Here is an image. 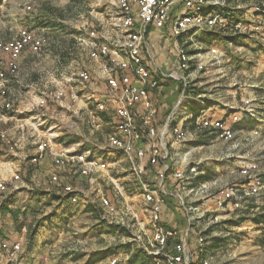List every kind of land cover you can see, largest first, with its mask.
<instances>
[{"label":"rangeland","instance_id":"1","mask_svg":"<svg viewBox=\"0 0 264 264\" xmlns=\"http://www.w3.org/2000/svg\"><path fill=\"white\" fill-rule=\"evenodd\" d=\"M12 2H17L23 9L21 10L22 16L27 20H31L35 14H43L55 22V25H50L52 30L45 31L35 26L37 23L35 21L32 22V27L21 26L16 31L15 29L9 30L5 26L0 28V36L7 33L6 37H10L6 39L1 36L5 40L16 38L22 28H28L38 36L49 38L44 49L37 52L40 53L38 62L41 63L42 60L44 66L38 64L41 66L34 73L39 76V84L42 87L44 84L54 86L52 91L58 88L65 90L69 82L77 78L80 80L78 75L80 71H77L75 64L67 72L62 71L61 64H64L67 59L69 61L75 58L77 54L80 58L87 48H92L90 40H88L89 45L82 40H77L75 37L77 31L85 36L89 33L90 39V32L93 30L100 35L99 31H104L102 30L104 27L107 29L111 26L116 29L119 27L117 24V16L120 14L119 0H12ZM134 3H132V12ZM207 4H216L221 9L226 7L231 11V13L230 11L223 13L217 8L215 16L217 15L221 21L216 25L220 28L225 26L222 30L226 36L237 34L240 39L232 44L228 43L227 46L224 41L217 39L222 46V52L220 53L219 47L209 51L206 48L209 43H205L207 38L203 34L205 28H202L203 26L192 27L198 29L197 39H194L199 47L186 48L188 44H184L180 50L178 45L176 52L167 51L165 57L167 71L175 73L178 78L163 81L161 85L170 83L171 80L176 82L174 87L176 96L173 103L169 104L172 106L178 99L180 101L174 109L168 110L169 116L163 126H169L174 110L179 111L185 105L187 106L186 96L193 94L192 90L196 92L195 97L204 91L220 93L226 109L234 108L241 112L222 119L226 122L249 121L247 123L253 125L250 127L251 131L249 128L247 130L251 134H243L244 132L237 129L232 139L219 137L218 144L214 142L206 144L203 148L196 147L190 154V160L196 162L192 165L200 163V167L205 165L208 167L205 168V172L217 166L218 172L204 181L211 185V192L217 194L220 188L248 182L247 176L241 171L246 161L247 163L254 161L256 167L252 174L264 180V132L259 131L264 127V0H208ZM236 18L241 20L236 21ZM172 19L176 18L172 17ZM215 27L212 26L216 29ZM230 29H233V33H230ZM160 48H162L161 45ZM152 52L151 49L149 53L152 61L157 64ZM181 53L189 56L187 67L181 65ZM223 53L227 55L226 58L223 57ZM190 58H196V66H191ZM174 61H178L179 67L173 65ZM66 76H69L68 81H66ZM52 91H47L48 93L45 94ZM64 99L65 95L62 100ZM3 104L4 107H0L2 110L0 115L9 116L8 112H15L13 105L9 108L5 106V102ZM153 104L156 110L154 116L156 125L154 126H157L159 111L154 100ZM40 108H42L40 113L43 114L44 107ZM100 109L105 108L100 107ZM198 109L203 111L204 107H195V111L192 110L194 114L197 112L200 118L203 113ZM112 110H108L110 114L106 115L107 119L112 117L111 122L103 124L99 140L108 152H115L118 158L104 156L107 166L92 177L77 173L79 177L75 178L77 180L72 185V193L78 196L77 202L62 199L58 203L46 195H37L38 189H45L52 183L49 177H45L47 185L44 184L39 174L31 175V169L27 172L26 179L21 176L20 180H16L13 175L12 180L17 186L25 181V186H29V189L24 188L16 194L14 197L16 199L11 201L12 207L22 211L20 220L15 221L11 216L3 218L0 215V230L5 229L6 231L5 235L0 234V242H18L22 250L19 254L12 256L0 247V264H114L112 260L115 258L118 261L116 264H130L128 258L132 251L140 246L152 248L149 244V234L151 235L149 213L145 211L143 200L137 201L136 195L140 193L138 180L129 170L125 160L121 159L125 157L123 152L119 153L121 149H114L107 143L108 135L119 129V118L116 117L115 109ZM185 114L186 112L183 116ZM135 117L136 115L132 122L133 128H136ZM198 118H195L194 124H198ZM31 124L27 121L24 130ZM44 125L45 123H43V129H45ZM159 125L162 124L159 123ZM29 131H33L32 127H29ZM198 134L202 136L206 133L203 129H199ZM13 143L15 148L17 143ZM2 161L3 159L0 158V176L6 167ZM187 171H189L188 167L185 172ZM2 182L5 183V180ZM201 184L195 185L194 183V186ZM6 190L9 193V188ZM263 190L261 189L262 193L256 195V201L259 204L261 203L259 196L263 194ZM61 193L67 197L65 189ZM104 197L111 201L115 211L110 212L104 207ZM213 203L209 202L210 210L205 212L199 222L192 225V240L189 248L193 253L192 260L196 261V264H202L206 259H209L210 264H264L263 229L252 220L253 213L259 208L255 207L251 213H246L245 210L224 213L219 221L209 222L208 216L216 211L211 208ZM168 208L179 213L178 219L182 217V220H185L178 207L172 204L168 205ZM63 210L67 213H62ZM240 217L246 218L236 223ZM183 222L181 229L184 231L187 226ZM199 232H202L205 238L202 254H199L200 250L196 242ZM215 238L219 241H215Z\"/></svg>","mask_w":264,"mask_h":264},{"label":"crops","instance_id":"2","mask_svg":"<svg viewBox=\"0 0 264 264\" xmlns=\"http://www.w3.org/2000/svg\"><path fill=\"white\" fill-rule=\"evenodd\" d=\"M1 1V0H0ZM5 2V3H4ZM208 5V4H207ZM135 6V8H134ZM212 6V7H209ZM218 5H208L204 13L206 15L216 17V9ZM209 9V10H208ZM21 9L17 2H12V0H3V2H0V28L2 26H5L7 29H15L21 27V26H33V21L37 22L35 26H39V29L45 31V30H52V27L50 25H55L53 20L50 19L47 15H38L35 14V16L31 17V20H27L22 16ZM138 6L137 3L133 4V11L137 12ZM105 12V11H104ZM138 13V12H137ZM172 17L176 19H172V27H166V28H157L155 26H150V31L147 34V45L149 48V52L152 53L153 56L156 57L157 65L165 72L167 73V59L166 53L169 52H176L178 45L179 50L183 48L182 46L184 44L186 45V48H192V47H199V44L195 39L198 36V29L197 28H189L185 30L182 34L183 35H175L174 32V23L176 20H178L180 17L183 16V14L186 13V9L184 10V7H179L178 5L173 7L172 9ZM209 13V14H208ZM107 14V12H106ZM49 17V18H48ZM136 24H139V15L135 14ZM13 20V22H12ZM221 25V24H220ZM111 26V25H110ZM203 26V25H202ZM249 26V25H248ZM215 27V26H214ZM202 28L204 29L203 34L206 36L207 40L205 43H209V46L207 45V50L210 51V49L219 47L220 53L222 52V46L218 43V41H224L226 43V46L228 43L232 44V42H237L240 38L236 40H229L226 39L224 36L226 35L223 33V28H220L216 25V29L204 25ZM201 29V28H200ZM80 30V29H79ZM104 31H99L100 35L103 36L102 40H106L107 42L117 41V39L123 38V34L120 31L121 29L119 27L114 28L110 27L109 29L103 28ZM230 33H233V29H230ZM107 32V34L105 33ZM48 32H46L47 34ZM77 34L75 37L77 40H82L85 42L86 45H89L88 40L89 39V33L87 35H82L80 32H76ZM7 33H5L3 38H10L6 37ZM17 35V34H16ZM15 35V36H16ZM228 35V34H227ZM0 36V38H1ZM11 36V35H10ZM195 38V39H194ZM218 39V41H217ZM47 41L49 42V38H47ZM199 42V41H198ZM201 42V41H200ZM160 44L162 48H160ZM82 45V43H79ZM152 47V48H151ZM91 49L87 48V51L84 55L81 54V57L79 58L78 54L75 58H72L68 61V59L65 61V63L62 64V71H69V69L75 64L77 67V71H84L87 70L91 74L90 81L83 83L80 80L75 79L73 82H69L68 85H66V93L65 99L61 102H49V104L43 108L44 111H42L43 114L40 113V107L34 109L36 104L39 102L41 96H45V93H48L47 91H52L54 86L43 85V87L39 84V76L37 73H34L38 67L40 68L41 65L38 64H44L41 60L39 63L38 58L40 56V53L33 52L30 49H27L23 52L22 55L18 58V65L19 69L18 72L15 75H12L9 79V88H8V99L12 101V105L15 108V112H8L9 116H5L4 114H1L0 118V135L3 133L9 135L13 142L17 143V146L15 149L11 150L8 148L7 144L3 141H0V158L3 159V164L6 165L4 172L0 176V182L2 180L6 182L7 188H9V193H7V190L5 191L0 190V206L8 204V206L12 207L11 201L15 200L14 198L16 194H19L22 190L29 189V186H25V181H22L20 186L16 185V182L12 180L13 175L18 173L20 174V177L27 178V172L29 169H31V175H40L41 180L44 181V184L47 185V180L45 177H49L50 180L54 174H57L59 180L63 185H70L72 186L73 183L76 182L78 174L75 170V167L72 163H69L68 161H63L62 164L55 163V157L47 151L42 158H38L36 161L33 160L34 157L37 155L38 147H37V140L41 138L43 135L50 136L53 140L51 144L52 147H54L57 151H83L87 148H92L97 154H100L102 158L107 155L109 158L117 159L116 153H112L111 151H107L103 146L100 139V136L102 135V127L103 124H109L110 118L107 119L108 110L115 109V103L113 101V98L110 93V87L108 84V80L106 79V74L104 73L102 67L104 65V62H107V57H101V58H93L90 55ZM193 50V49H192ZM183 51V50H181ZM195 51V50H193ZM145 58L148 56L146 53V48L142 51ZM47 55V54H46ZM223 57L226 54H222ZM48 57V56H47ZM79 58V59H78ZM106 58V59H105ZM10 59V55L7 53H1L0 54V70L8 68L7 61ZM229 59V57H228ZM111 62V61H110ZM152 63L150 66L153 69V74H151L153 77H156V63L150 60ZM175 62V61H174ZM176 63V64H175ZM173 65L179 67L178 61L175 62ZM197 60L196 58L191 59L190 58V64L192 67L196 66ZM181 61V65H182ZM153 65V66H152ZM180 65V66H181ZM44 66V65H43ZM183 67V66H181ZM167 71V72H166ZM56 78V76L54 77ZM66 81H68L69 76L65 77ZM50 81V78H47ZM170 83L160 85L158 89L155 91H151L150 95H152V99L158 106V115H157V126L161 130L162 126L167 122L168 118V110L174 109L176 105L179 103V99L177 102L172 104V106L169 103H173V99L176 96L175 95V84L176 82H173V80L169 81ZM58 85V84H57ZM64 90V91H65ZM258 90V89H256ZM193 94L186 96V102L187 106L185 105L183 109H179V111L174 110V115H172V118L169 121V125H183L185 129L188 130V135L186 136V139L184 140H178L174 134H169L167 137L168 144L170 145V162H171V169L172 171L176 169H181L183 171L186 170L188 167L187 173L189 172L190 176H192V185H194L196 178L200 175H203V173H209V175L213 176L216 174L217 166L215 168H209L207 169V172H205V165L200 167V164H194L196 162H192L190 160V154L192 151L198 147L203 148L206 144L218 142L219 138L216 135H212V133L209 132L207 129H203L206 134H203L200 136L198 134L199 129L196 128L194 117L196 115V119L198 118V113H193L192 110L195 111V107H204L203 111L198 109L200 112L203 113V116L207 118H211L213 120H217L218 118H225L229 117L235 113L239 114L241 113L239 110L234 108L226 109L224 106V102H222L220 98V93H214L209 91H204L198 97H195V91L192 90ZM189 94V93H188ZM238 94V93H237ZM243 94V92H241ZM194 95V96H193ZM219 95V96H218ZM181 99V98H180ZM104 101L106 103V106L100 109L101 106H99V102ZM4 99H0V107H4ZM166 105V106H165ZM191 109V111H190ZM2 111V110H0ZM186 112V114L183 116V114ZM180 113V114H179ZM143 112L135 117V126L139 127V124L142 125L143 118H142ZM164 114H166L164 116ZM194 114V116H193ZM201 116L198 118L197 122L204 118ZM117 117V116H116ZM191 117H193L191 119ZM118 118V117H117ZM31 122L32 130L29 131V127L27 126L26 130H24L26 126V122ZM262 121V120H261ZM163 122V123H162ZM249 121H242V124L238 126V130L240 132H244L243 134H251L250 131L252 130L253 125L248 124ZM43 123H45L43 129ZM159 123L162 125L160 126ZM256 123V122H255ZM263 123V122H262ZM21 124H24L23 127H21ZM264 124V123H263ZM154 125L155 122H154ZM23 128V129H22ZM248 128L250 131H247ZM113 130V129H111ZM260 132H264V127L260 128ZM112 133V132H111ZM210 133V134H208ZM210 136V137H209ZM208 137V138H206ZM147 139H145L141 144L148 147ZM218 144V143H217ZM122 152L121 150L119 153ZM109 154V155H108ZM120 159V158H119ZM122 160H125L126 165L128 166L129 170H131V164L130 161L126 159V157L121 158ZM213 160V159H212ZM203 161V160H201ZM214 161V160H213ZM254 162V161H253ZM253 162L245 163V165H251ZM199 167H197V166ZM242 166V165H241ZM244 166V165H243ZM192 167L197 168V173H191L190 169ZM161 171V164L155 163L150 167V170L147 172L146 177L154 184L159 182V173ZM171 171V172H172ZM30 174V173H29ZM77 175V176H76ZM20 180V179H19ZM52 184H49L50 186L45 187V189H38L36 194H40L43 196H48L49 199H52L53 201H57L58 203L63 199L68 200V197H65L64 194L61 193L63 190V186L59 185L60 183H56L55 181L51 180ZM207 183V182H205ZM204 184V183H202ZM209 184V183H207ZM196 185V184H195ZM77 186V185H76ZM211 186V185H210ZM88 187V185H87ZM166 188L168 190L177 191L178 185H176L173 177L168 178ZM187 193V192H186ZM138 197V202L142 201L141 194L138 193L136 195ZM3 198L6 200L3 201ZM5 202V203H4ZM52 202V201H51ZM16 203V202H15ZM169 206L173 204L177 208V203L175 200L172 199V203H166ZM165 204V205H166ZM262 204V202L260 203ZM164 205V206H165ZM168 205L164 207L163 212V220L166 223V225L170 228L177 227L179 229L183 228L181 225L182 221L186 224V217L184 215V211L181 210V208L178 207L179 210L182 212V216L185 218V220L178 219V212H175L174 210H171L168 208ZM213 208L215 205H211ZM258 208V207H256ZM20 210V209H19ZM62 213H67V211L63 210ZM20 216L22 215V211L19 212ZM0 215L5 218L7 216L13 217V215L10 212H6L3 214L0 210ZM19 216V220H20ZM15 220V218H14ZM17 221V220H15ZM183 222V223H184ZM6 231L5 229L0 230V234L5 235ZM4 237V236H3ZM3 242H0V247H2Z\"/></svg>","mask_w":264,"mask_h":264},{"label":"built area","instance_id":"3","mask_svg":"<svg viewBox=\"0 0 264 264\" xmlns=\"http://www.w3.org/2000/svg\"><path fill=\"white\" fill-rule=\"evenodd\" d=\"M162 1L166 0H140V3L137 4L138 13L133 11L134 14L139 15L138 26L143 29L145 45L150 26L157 28L172 27L173 7L177 5L183 6L185 10L189 9L191 2H196V0H174V3H171V7L167 8L168 12L161 13L160 6H162ZM100 39L102 37L95 36L94 47L95 49L101 48V57H104L110 52L107 43L111 42L104 40L105 47L98 48L97 40ZM145 54L152 60L147 45ZM117 57H120V55L117 54ZM125 62L126 65H118L119 70H121V83L118 84H112L111 76L107 73V68H105L106 79L115 103V112L119 118V129L108 135L107 143L114 149L122 150L126 159L130 161L134 177L138 180L145 211L149 213V227H151L149 244L152 248L143 246L150 256L151 262L149 264H191L193 253L189 248L192 240V225L199 222L204 217L205 212L210 210L209 202H214L215 206L213 209L216 210L208 216L209 222L219 221L224 213H232L235 210H247L249 209L251 197L258 195L261 192L260 190L264 189V180L258 175L252 174L256 167L253 162L251 165L242 166L241 169L242 173L247 176L248 182L220 188L217 194H213L211 186L205 182L197 187L192 185V176H190L189 172L186 173L181 169L172 171L170 145L167 137L169 134H174L178 140H184L188 135V130L183 125L162 126L160 130L158 126L146 127V123L139 124V127L131 128V121H134L135 114L143 112L145 98L147 97L143 95V85L147 84V78L145 77L146 81H138L137 74L138 70L141 69H138L136 65L131 64L127 60ZM113 65L117 66V63L115 62ZM123 68H130V76H123ZM156 75L159 78V86L163 81L178 78L175 73H165L157 64ZM86 77H90V72L86 74ZM159 86H153V90ZM126 100H136L139 103V111H129L126 108ZM50 101L51 98H48L47 105ZM99 106L104 107L106 103L104 101L99 102ZM236 123L237 121L195 125L198 129L209 130L210 133H214L218 138L232 139L238 129ZM145 139H147L148 147L141 144ZM0 141H4L11 150L15 149V144L9 135L0 136ZM52 142V138L46 134L39 138L37 140L38 152L33 160L36 161L38 158L44 157L45 153L49 151L55 157V163L62 164L66 160L74 165L77 173L86 177H92L96 172L104 170L107 166L105 158H102L92 148L72 152L67 150L57 151L52 147ZM155 163L161 164V171L159 173V182L153 184L146 177V174ZM190 172L196 174L197 168L192 167ZM170 175L176 185H178L177 191H170L166 188ZM14 179H20V175L18 173L14 174ZM51 180L63 186V190L65 189L69 200L78 201V196L72 193V186L63 185L57 174H54ZM6 188V182H0V190L5 191ZM172 199L184 211L187 226L184 231L177 227L170 228L163 221L162 208L167 201ZM103 205L108 211H115L114 205L106 197L103 198ZM177 238L179 240H176ZM196 242L200 250L199 254H202L205 244L202 232L198 233ZM1 246L12 256L19 254L22 250L18 242L11 243L6 241ZM112 261L114 264L118 262L116 258ZM202 264H210L209 259H206Z\"/></svg>","mask_w":264,"mask_h":264},{"label":"bare ground","instance_id":"4","mask_svg":"<svg viewBox=\"0 0 264 264\" xmlns=\"http://www.w3.org/2000/svg\"><path fill=\"white\" fill-rule=\"evenodd\" d=\"M140 3V0H119L120 14H118V26L121 29L123 34L122 39H117L111 43H107L108 52L104 57H107V62H104L102 67L104 73L105 68H107V73L111 76L112 84L121 83V70H119L118 65H126L125 60L130 62L133 65L138 67L137 79L138 81H146L147 84L143 85V95L147 96L144 102V108L142 114L143 122L146 123V127L154 126V116L156 110L154 108L152 95H150L153 86H159V78L153 77V69L150 66V57L145 58L142 51L146 48L144 38H143V29L141 26H138L135 19V14L132 12V3ZM208 0H196V2H191L189 4V9H186V13L183 14L178 20L174 23V32L175 35L179 36L182 33L192 27H199L208 25L210 27L216 26L221 19L217 16L212 17L204 13V6L207 4ZM171 3H174V0L162 1V6H160V12L166 13L167 8L171 7ZM30 8V7H29ZM188 21V22H187ZM95 36H99L95 30L90 32V45L92 50L90 52L91 57L101 58V48L104 46V40H97V46L100 49H95ZM47 38L38 36L35 32H32L28 28H22L19 30V34L16 38L11 40L0 39V53H7L10 55V59L7 61V69L0 70V99H4L5 106L12 107V101L8 99V88H9V77L15 75L18 72V58L23 54L27 49H31L33 52L42 51L46 44ZM94 49V50H93ZM117 54L120 57H117ZM125 57V58H124ZM111 61V62H110ZM181 61L183 66H188L189 56L185 53H181ZM117 63V66H114V63ZM153 66V65H152ZM89 71L84 70L78 73L80 80L85 83L90 81V77H86ZM123 76H130V68H123ZM146 77V78H145ZM78 79V78H77ZM64 89L58 88L52 91L45 96H41L39 102L36 104L34 109L38 107H46L48 103V98H51V102H59L63 99ZM156 106V105H155ZM126 108L131 112L139 111V103L135 100H126ZM250 112V111H249ZM136 116L139 114H135ZM147 116V119H146ZM204 117V116H203ZM131 121V128H133ZM226 122L222 118L213 120L207 118L206 116L199 120L198 124L202 123H219ZM24 124H21L23 127ZM6 135L5 133L2 134Z\"/></svg>","mask_w":264,"mask_h":264},{"label":"trees","instance_id":"5","mask_svg":"<svg viewBox=\"0 0 264 264\" xmlns=\"http://www.w3.org/2000/svg\"><path fill=\"white\" fill-rule=\"evenodd\" d=\"M217 8H219V10L221 12H229L230 10L227 9L226 7L225 8H220L219 6H217ZM231 13V11H230ZM237 20H241L240 18H236V21ZM226 36V35H225ZM224 36V37H225ZM227 38L226 39H229L231 41L233 40H236L239 38V35L237 34H233V35H228L226 36ZM195 118H196V115L194 117V121H195ZM246 122V121H245ZM194 124V123H193ZM242 124V121H237L236 125H240ZM241 126V125H240ZM215 134H213L214 136ZM208 138V137H206ZM211 176L209 175V173H203V175H200L199 177L196 178V181H195V184H201L202 182L206 181L207 179H209ZM264 191V190H263ZM262 193V192H261ZM261 198V202L262 204H259L257 203L256 201V198L257 196H254V197H251L250 199V204H249V209L245 210L246 213H251L255 207H258L259 209L256 210L254 213H253V216H252V220L253 222H255L256 224H258L259 226H261V228L263 229V233H264V192L263 194H261L259 196ZM6 199L3 198V201H5ZM172 200H169L167 201L168 203L170 202L171 203ZM166 202V203H167ZM5 203V202H4ZM165 203V204H166ZM164 204V205H165ZM168 204H166L165 206H167ZM162 208L163 212H164V207ZM178 207V205H177ZM180 208V207H179ZM0 210L3 214H5L6 212H10L12 215H13V218H15V220H19V212L20 210L19 209H16L14 207H10L8 206V204H5V205H1L0 206ZM163 212H162V217H163ZM244 218L246 217H240V219H238V221L236 220V223H238L239 221L243 220ZM164 221V220H163ZM233 221V220H232ZM24 223V222H22ZM165 223V222H164ZM166 224V223H165ZM21 226V225H20ZM176 240H179V238H177ZM215 241H219L218 238H215ZM262 241H264V238L262 239ZM128 261L130 262V264H143V263H146V264H149L151 262L150 260V256L148 254V251L143 247V246H140L139 248L135 249L134 251H132L129 255V258H128ZM91 262V260H90ZM191 264H196V261H192Z\"/></svg>","mask_w":264,"mask_h":264}]
</instances>
